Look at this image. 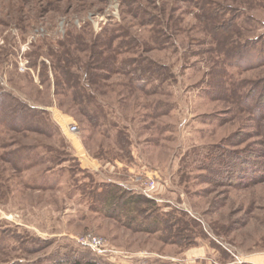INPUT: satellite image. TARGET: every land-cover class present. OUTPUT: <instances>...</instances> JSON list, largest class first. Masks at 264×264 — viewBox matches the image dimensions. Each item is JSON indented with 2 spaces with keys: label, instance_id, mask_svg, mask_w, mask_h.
I'll return each mask as SVG.
<instances>
[{
  "label": "rangeland",
  "instance_id": "1",
  "mask_svg": "<svg viewBox=\"0 0 264 264\" xmlns=\"http://www.w3.org/2000/svg\"><path fill=\"white\" fill-rule=\"evenodd\" d=\"M68 36L110 43L107 67L57 93ZM70 50L79 74L89 53ZM217 147L237 178L200 165ZM114 184L154 205L106 208ZM64 256L264 264V0H0V264Z\"/></svg>",
  "mask_w": 264,
  "mask_h": 264
},
{
  "label": "trees",
  "instance_id": "2",
  "mask_svg": "<svg viewBox=\"0 0 264 264\" xmlns=\"http://www.w3.org/2000/svg\"><path fill=\"white\" fill-rule=\"evenodd\" d=\"M71 38L72 36L66 37V40L62 42L61 44L62 50H60L59 53L57 52L53 54L55 61L52 62V64H53V72L56 75L55 79H56V85H57L58 90H55V91L57 93H59L60 90L63 93H67L68 92L67 89H69L70 79H74L77 76L79 77V80H81L80 83L83 89H84V86L86 88L87 87L91 88V85L101 82V80H99V78L101 79L100 72L98 71L103 70V67H107L106 64H103L102 61L99 62L98 60H96L95 57H98V59H100V57L105 53L106 47H108L110 43L107 45V44H104V42L96 41V42L91 43V46H85V47L81 46L79 48H73L71 46ZM70 49H73V50L78 49L77 50L78 53L79 51L86 50V53H89L88 60L84 64H82L79 68L77 67V69H79V72H80L79 74L70 72V68H68L71 65V63H73L70 61H72L73 58L75 57V56H72L73 54ZM109 61L110 62L108 65V69L109 70L115 69L116 66H113L114 68H112L113 60H109ZM146 66L147 67L138 65L132 69L134 73H146L149 75L152 74L155 68L151 70L152 69L151 64H146ZM73 67H76V66H73ZM133 79L134 78H132L131 82L133 81ZM63 85L66 86L67 88H64ZM82 98H83V104L86 102L85 104L87 105L89 100L85 96H82ZM84 114H85V111H84ZM86 116H88L89 118L91 117L89 114H87ZM234 159L236 158L232 153L227 152L221 147H217L215 152L213 153V156L210 158L209 163L207 164L205 160H203L201 161L200 165L208 168L210 171H212L213 174H216V176H218L220 180H221L222 175H227V174L229 175L232 173L234 174V178H237L235 174L236 164L234 163ZM110 188L112 190L111 189L109 190H111L112 192L111 194L110 193L107 194V197L105 198L106 208L111 207V205H115L116 207L113 210L122 211L123 208L128 207L129 205L136 206V205L143 204V203H146L147 207L154 205L151 202L152 200L149 201L145 199L144 197L140 196L139 194H130L128 190H125L116 184L112 185ZM124 197H127V198L123 199ZM120 199L123 201L118 202V203L115 202V201H120ZM155 221L156 222L154 224H157V225L162 222V221L157 220V218L155 219ZM153 225H151L150 227L153 228L154 227ZM195 225H198V224H195ZM166 227H168L167 224L165 228ZM193 227L194 225L190 226L189 221H184L185 231L191 233L193 232ZM146 229H150V228L147 227ZM177 233L181 234V231L178 230ZM61 258L63 260H61ZM82 258H84L82 261L71 262L72 258L68 256H64V257H59L55 259L54 261H51L49 264H102L101 262L93 258H86V257H82Z\"/></svg>",
  "mask_w": 264,
  "mask_h": 264
},
{
  "label": "built area",
  "instance_id": "3",
  "mask_svg": "<svg viewBox=\"0 0 264 264\" xmlns=\"http://www.w3.org/2000/svg\"><path fill=\"white\" fill-rule=\"evenodd\" d=\"M66 129L71 133H75L77 130V126L75 125V123L72 122L67 125ZM155 189H156V184L152 179L145 184L143 193L149 198L156 199L153 195ZM80 240L83 244H86L95 250H107L106 248H104L103 240L100 237L95 236L93 234L85 235V237H81Z\"/></svg>",
  "mask_w": 264,
  "mask_h": 264
}]
</instances>
